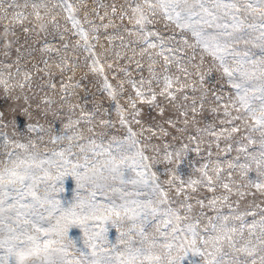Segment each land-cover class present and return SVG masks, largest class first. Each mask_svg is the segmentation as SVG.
Masks as SVG:
<instances>
[{
    "label": "snow or ice",
    "instance_id": "snow-or-ice-1",
    "mask_svg": "<svg viewBox=\"0 0 264 264\" xmlns=\"http://www.w3.org/2000/svg\"><path fill=\"white\" fill-rule=\"evenodd\" d=\"M0 98V264H264V0H0Z\"/></svg>",
    "mask_w": 264,
    "mask_h": 264
},
{
    "label": "rangeland",
    "instance_id": "rangeland-1",
    "mask_svg": "<svg viewBox=\"0 0 264 264\" xmlns=\"http://www.w3.org/2000/svg\"><path fill=\"white\" fill-rule=\"evenodd\" d=\"M3 104V99L0 98V105ZM4 107H6V105H3ZM19 123L20 124H23V117H20L19 118ZM181 171L186 173L188 171V166H187V163H185L182 167H181ZM74 188H75V184H74V181L69 178L65 181V184H64V197L66 199H71L72 196H73V193H74ZM111 238H115V234L114 232L110 234Z\"/></svg>",
    "mask_w": 264,
    "mask_h": 264
}]
</instances>
